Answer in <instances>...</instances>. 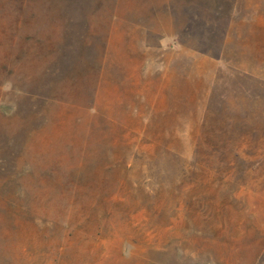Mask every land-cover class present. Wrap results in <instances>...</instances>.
Instances as JSON below:
<instances>
[{"label": "rangeland", "instance_id": "rangeland-1", "mask_svg": "<svg viewBox=\"0 0 264 264\" xmlns=\"http://www.w3.org/2000/svg\"><path fill=\"white\" fill-rule=\"evenodd\" d=\"M0 264H264V0H0Z\"/></svg>", "mask_w": 264, "mask_h": 264}]
</instances>
